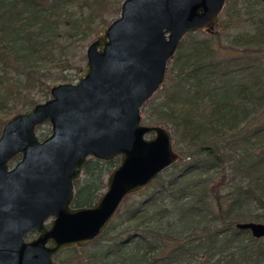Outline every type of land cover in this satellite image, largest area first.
I'll list each match as a JSON object with an SVG mask.
<instances>
[{"label":"trees","instance_id":"trees-1","mask_svg":"<svg viewBox=\"0 0 264 264\" xmlns=\"http://www.w3.org/2000/svg\"><path fill=\"white\" fill-rule=\"evenodd\" d=\"M121 1L0 0V129L41 102L33 95L44 101L53 83L70 79L65 71L82 70L68 60L66 48L84 49L118 16ZM230 28L235 32L229 35L218 31ZM140 123L170 131L179 157L170 167L176 176L161 183L154 197L127 207L119 230L113 219L120 207L88 246L65 249L55 260L263 263L264 247L254 246L257 240L234 225L246 223L240 217L249 209L259 212L253 222L264 225V0H224L213 34L185 35L161 87L142 105ZM39 131L41 126L35 129L38 140L49 135ZM117 163L88 159L72 184V207L92 205L104 188L103 177ZM164 202L174 209L168 211ZM165 218H175V237L153 232L162 231Z\"/></svg>","mask_w":264,"mask_h":264},{"label":"water","instance_id":"water-1","mask_svg":"<svg viewBox=\"0 0 264 264\" xmlns=\"http://www.w3.org/2000/svg\"><path fill=\"white\" fill-rule=\"evenodd\" d=\"M223 5L122 0L118 16L85 47L76 82L51 86L47 99L2 125L0 264H59V252L88 246L125 197L179 160L170 131L142 125L140 109L161 87L182 38L213 34ZM42 125L49 135L38 140L35 129ZM88 159L118 163L97 200L72 209V183ZM234 228L264 238L263 224ZM29 235L34 238L25 240Z\"/></svg>","mask_w":264,"mask_h":264},{"label":"rangeland","instance_id":"rangeland-1","mask_svg":"<svg viewBox=\"0 0 264 264\" xmlns=\"http://www.w3.org/2000/svg\"><path fill=\"white\" fill-rule=\"evenodd\" d=\"M113 17L110 19V21L111 20H114L116 18V16L114 18ZM239 29L241 30L242 27H240ZM218 31L222 35H224V34L225 35H229V34H231V32H235V30L234 29H231V28L230 29H227V30L226 29H219ZM92 40H94V39H92ZM92 40H90L88 42L90 43ZM88 42H86L85 47L89 44ZM85 47H84V49H82L80 51L77 50V49L75 50V48H73V47L66 48V50H65V55L67 54L66 57L68 58V60L71 61L72 64H74L76 66L77 65L80 66L81 69L84 68V50H85ZM81 58L83 59V61H80V63H79V60ZM47 70H48V68H47ZM51 72L54 73L53 70ZM79 73L75 72L73 69L65 71L63 73V75H69L70 76V79H68L64 83L74 84L76 82V77L79 75ZM61 83H63V82H55L51 86L56 85V84H61ZM32 97L35 100H40V101L43 100V99H41L39 97V94H37V93H36V95H33ZM47 131L49 132V127L46 126V125H43V126H41V131H39V133H42L43 135H47V133H48ZM172 147H173L174 151L177 152V148L174 147V144L172 145ZM177 168H180V166H178ZM108 173L105 174V176L103 177V180H105V177L107 176ZM175 173H177V170H173V169L168 168V169H166V170H164L162 172V174L160 176L161 178L159 177L157 179V181L153 182L152 184H150L146 188H143L140 191H138V192H136L134 194H131V195L125 197L123 203L120 206V209L118 210L119 212L117 211L116 216L114 217L115 219H113L114 220L113 223L115 224V227L117 228V230H119L118 224L122 220L123 212L126 210L127 207H129L131 205H134L133 203H135V204L138 203L139 201H141L142 199H144L146 196L154 197L159 192V190H160L159 189L160 184L163 183V182H165L173 174H174V176H176ZM210 206H211V212H216L215 211L216 207H215L214 202H211V205ZM163 207L166 208L168 211H172L174 209V207L171 204L167 203V202H164L163 203ZM174 211H176V210H174ZM257 213H259V212H255L253 214L252 210L249 209L247 211V214L244 213L243 216H241L240 218L243 219V220H245V222H253V217ZM163 220H164V223L165 224H163V226L161 228L162 231L159 232V230L156 229L153 232L155 234H158L161 238L164 236V234L166 232H169L172 237H175L177 235V224L175 223V218L174 219L173 218L172 219L165 218ZM203 221L204 220H202V224L204 223ZM255 223H258V222H255ZM148 224H149L150 227H152V224H151L150 221L147 223V227L149 228ZM124 236L125 235H121V237H124ZM168 244H169L170 248L175 245V244H171V243H168ZM254 244H255L254 246H257V247L258 246L264 247V238L257 239V243H254ZM256 251L257 250H255V252ZM216 258L217 257H214L213 259H216ZM190 263L191 264H196V263H193L191 261H190ZM183 264H187V263H183ZM261 264H264V262L261 263Z\"/></svg>","mask_w":264,"mask_h":264},{"label":"flooded vegetation","instance_id":"flooded-vegetation-1","mask_svg":"<svg viewBox=\"0 0 264 264\" xmlns=\"http://www.w3.org/2000/svg\"><path fill=\"white\" fill-rule=\"evenodd\" d=\"M17 159H18V158L16 157V158H15V159H13V160H15V161H16ZM13 160H12V161H13ZM15 161H14V162H15ZM14 162H13V163H14ZM13 163L11 162V163H10V166H11ZM82 169H83V168H82ZM81 172H82V171H81ZM80 176H81V175H80ZM73 182H74V181H73ZM72 184H73V183H72ZM103 184H104V180H103ZM103 189H104V188H103ZM103 189H102V191H103ZM102 191H101V193H102ZM101 193H100V194H101ZM73 194H74V190H73ZM100 194H99V196H100ZM99 196H98V197H99ZM98 197H97V198H98ZM72 199H73V197H72ZM96 200H97V199H96ZM96 200H95V201H96ZM71 203H72V200H71ZM71 203H70V208H72V209H73L74 207H72ZM90 206H91V205H90ZM80 208H84V207H80ZM74 209H76V208H74ZM30 236H31V238L29 239L28 237H30ZM32 238H34V236H32V235H29V236H27V237H26V239H25V240H31Z\"/></svg>","mask_w":264,"mask_h":264}]
</instances>
